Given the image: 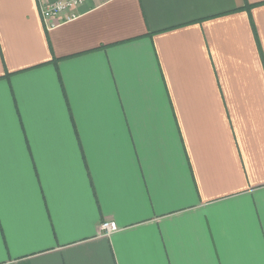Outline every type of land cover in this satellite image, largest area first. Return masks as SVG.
Returning a JSON list of instances; mask_svg holds the SVG:
<instances>
[{"label": "crops", "instance_id": "crops-1", "mask_svg": "<svg viewBox=\"0 0 264 264\" xmlns=\"http://www.w3.org/2000/svg\"><path fill=\"white\" fill-rule=\"evenodd\" d=\"M74 13L0 0V264H264V0Z\"/></svg>", "mask_w": 264, "mask_h": 264}, {"label": "built area", "instance_id": "built-area-1", "mask_svg": "<svg viewBox=\"0 0 264 264\" xmlns=\"http://www.w3.org/2000/svg\"><path fill=\"white\" fill-rule=\"evenodd\" d=\"M87 0H38L43 21L47 29L54 28L58 25L57 19L65 17L66 21H71L77 18L74 10L85 4ZM101 229L106 236L119 230L115 222H104Z\"/></svg>", "mask_w": 264, "mask_h": 264}]
</instances>
